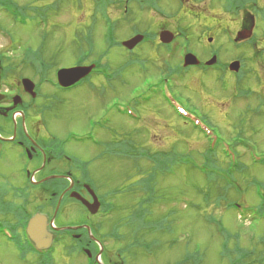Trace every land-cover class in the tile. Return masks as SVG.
I'll list each match as a JSON object with an SVG mask.
<instances>
[{
	"label": "rangeland",
	"instance_id": "1",
	"mask_svg": "<svg viewBox=\"0 0 264 264\" xmlns=\"http://www.w3.org/2000/svg\"><path fill=\"white\" fill-rule=\"evenodd\" d=\"M8 1L23 15V20L19 21L12 10L0 8V49L7 48L8 51L5 52L13 53V57L11 54L7 55L5 60H10L8 63L13 62L14 74L18 72L32 76L33 67L44 63L49 67L46 76L52 77L53 70L58 67L71 68L79 53L87 49L88 42L93 47V55L97 56L111 42L129 40L135 32L148 30L155 33L156 44L143 43L137 45L131 52L125 47L111 45L108 54L102 57L100 62L107 61L111 67H119L123 64L118 79L106 83L102 78L93 76L91 88L83 84L51 95L59 103L53 114L54 118L47 124L48 126L46 125L50 136L62 138L68 130L84 134L89 131L95 132V136L88 139L92 143L95 142V146L89 143L74 144L75 148L69 149L81 163L90 160L86 168L92 179L100 191L108 190L107 193L114 198L112 202L118 206L110 219H100L99 215L92 214L91 221L102 223V230L98 233H105L112 229V226L117 227L123 234L121 241H112L109 237L100 238L104 242V248H98L94 243L90 244L86 249L90 251L89 257L83 252L76 253L80 248L79 242L70 245V242L66 244L61 241L54 245L48 259L41 260L35 254L28 255L25 244L17 240L12 242L0 236V264H115L116 252L119 259L126 257V264H177L178 259L185 252H190L195 243H199L202 250V258L197 261L198 264H226L227 261L218 256L220 237L214 229L217 225L213 222L207 223L202 216L204 211L208 213L209 210L210 214L216 217L222 212L224 225L231 232H239L240 241L247 247L252 245L247 241L252 235L257 237L264 235V219L252 223L248 215L246 219L241 220L235 213L224 212L221 203L218 207L211 204L207 210L204 208V211L200 212L202 220L198 219L194 212L188 211L190 207L187 209L186 206L189 200H197L194 201L196 204L201 203L196 193V186H204V176L198 172H191L184 166L175 165L171 173L157 174L154 184L158 195L152 209L156 212H162L164 209L169 212L181 211L178 216L180 229L192 232L190 238L187 241L183 239L178 244H171L170 239L173 236L170 232H165L162 236L158 234L154 236L159 239L153 244L152 251L145 244L137 247L131 245L133 238H136L137 230H130L128 223L126 227L124 219L127 217V208L138 200V196L133 194L138 189V169L140 167L147 169L148 164H145V158L138 159V156L135 159L138 166L134 168L133 160L126 157L128 153H121L124 143L131 146L138 143L149 147L148 151L155 156H163L170 151L183 154L192 151L200 153L199 157H201L206 152V145H210L208 138L212 137L218 144L216 148L218 159L215 158L217 163L224 165L226 162L233 163L232 156L222 154L224 146L231 147L239 156V161H244L241 162L244 171L239 176V184L243 185L245 194L241 200L245 203L257 204L255 186L251 185L252 178L257 181L260 191H264V54L260 53L264 50V21L259 16L254 19L253 49L246 46L236 49L232 41L233 38L236 39L237 32L242 31L240 25L242 10L230 14L224 10L226 4L219 0H182L181 10L173 0L149 1L152 5L157 4V10L160 7L164 13L154 9L143 10L142 4L134 0H108V3L98 10L95 9L93 0ZM258 6L263 8L264 0H258ZM251 9L252 7L249 6L246 10ZM190 12H197L199 15L194 16ZM251 12L253 13V10ZM106 17L112 21L113 28L109 42L105 37L109 31ZM163 23L165 29L160 32L174 34L179 31L182 34L177 37L176 34L173 35L174 42L170 46L172 50L158 39L157 30L159 24ZM9 36L15 39V44L7 43ZM185 36L188 41L180 47ZM38 47L40 49L37 52ZM183 48H188L199 58L205 56L208 58L210 51L215 48L218 60L226 64L234 59L240 62L238 57L248 58L245 65L240 62L239 69L246 71L248 77L243 83L244 86L239 88L234 89L232 86V79L239 72L230 70L220 73L213 69L201 72L191 68L184 75L181 73L176 78L170 79L179 104L195 112L194 121L210 132L206 137L196 132L181 118L178 119L168 108L167 102L163 101L162 96L157 95L148 102L141 100L140 105H132L139 101L138 92L150 81L149 76L151 77L149 85L153 86L157 83L156 73L165 72L167 66L181 69V63L178 62L177 65L176 61L180 58L178 51L181 52ZM255 49L256 52L259 49L258 58H254ZM16 67H19L17 72ZM47 87H44V92L53 91L47 90ZM246 90L250 93L248 94ZM127 107L130 108L131 114L138 113L140 120H137V116L131 120L120 112ZM93 124L104 125L103 130L95 128ZM236 135H242L250 143L242 139L245 144L238 146L234 140ZM250 153L259 154L261 160L253 162ZM15 154L5 148L0 155V190L3 191L0 193V226L11 229L13 228L12 210L9 203L27 194L16 191L18 190L16 187L22 186L17 184L21 179H17L12 172L17 170L15 164L12 166ZM199 161V159L194 160L196 163ZM121 183L124 184L122 186L124 194L112 192L113 189L109 190ZM218 183H220L218 180L211 182V184ZM11 185H14L13 189L7 188ZM229 194L230 198L236 197L231 192ZM34 198H36L35 194ZM46 204L47 198L46 203L41 206L44 207ZM28 207L31 212L36 210L34 199L29 201ZM187 211L190 212L189 216L194 217L187 216ZM22 213L24 212L21 211L20 214ZM212 215L210 217H213ZM66 219L70 221L69 217ZM85 220L86 214L77 203H74L72 224L82 223ZM106 223L109 224L108 227H105ZM134 227L136 226L131 225V228ZM137 229L139 230L138 227ZM138 236L150 240V236L146 237L142 234ZM258 242L259 240H255L254 245ZM121 249L122 251H119ZM21 252H25L26 255L20 256ZM98 253L100 259L97 262ZM257 259L261 258L257 256ZM249 262L255 264V258H251Z\"/></svg>",
	"mask_w": 264,
	"mask_h": 264
},
{
	"label": "trees",
	"instance_id": "2",
	"mask_svg": "<svg viewBox=\"0 0 264 264\" xmlns=\"http://www.w3.org/2000/svg\"><path fill=\"white\" fill-rule=\"evenodd\" d=\"M93 1H94V7L96 10L104 7L103 3L105 0L104 1L103 0H93ZM134 1L142 4L141 8H143V10L144 9L157 10V4H153V5L150 4L149 3L150 0H134ZM256 1L257 0H225V3H223V4H226V6H225L226 9H224V10L229 12V13H231V12L237 13L238 11H240L241 9L246 7L247 4L252 2L253 7H254V8H252L254 15L259 16V18H261L264 21V6H263V8H260L258 6V3H256ZM154 2H155V0H154ZM243 15L247 16L248 12L247 11L243 12ZM245 18L246 17L243 16V21L245 20ZM105 20H106V23L108 24L109 21H108L107 17L105 18ZM246 20H247V18H246ZM111 28H112V25H111ZM133 32H135V31H133ZM111 35H113V31H112V33L105 34V37H109ZM87 36L90 37L89 35H87ZM112 39H113V36L111 37V41H112ZM109 40H110V38H109ZM250 41H254V35L251 38H249L247 41L242 42L241 44H234L233 46L236 49H240L243 46H246L249 49H253V43L254 42L250 43ZM111 45H116V46L121 47L120 41L117 40V41L111 42V44L107 45V47H106V49H104V51H102L101 53H99L96 56V57H98L97 61H99V59H101L102 57H105V55L108 54V49ZM258 50L259 49H257V52H256V49L254 50V52H255V53H253L254 58L259 57V51ZM92 53H93V47H92L91 43L88 42L87 49L81 51L79 53V56L80 55H83V56L87 55V57H89L92 55ZM260 53L264 54V50ZM243 56H244V54H243ZM252 57H253V55H252ZM238 59L240 60L241 63L243 62L242 65H245V61L248 60V58H246V57L245 58L238 57ZM243 59H245V60H243ZM136 62L138 63L137 60H136ZM122 66H123V64L120 65L119 67L118 66L117 67L116 66L111 67V65L107 61L104 62L102 67L106 68L108 71H110L109 75L111 76V79L106 80L107 83H110V81L119 78V75H121L120 67H122ZM225 69H227V64L223 62L222 68L221 69L218 68L215 70H218V72H220V73H224V71H226ZM246 70H248V69L246 68ZM160 73L162 74V76L161 77L159 76V78L157 79V83L155 85L156 88H158L157 93L153 89V86H151L149 84L144 88L145 90H148L149 87H151L147 91L148 92V98H149L150 93H152V92H154L155 94H159V95L161 94L162 95L161 89L166 84V82H164V76L167 75V78H170L171 76L174 75V74L169 75L165 72H160ZM171 73H175L174 70H171ZM176 74L178 75L179 73H176ZM100 75H102V74H100ZM243 75H244V78H242ZM246 75H247V72L241 71V69L237 75H234L235 78L232 79V83H233L232 86L234 87V89H235V87L239 88V86H244L243 83L246 82V78L248 77ZM90 83L89 84L84 83V84H87L88 87L91 88V87H93V85ZM167 88H168V85H167ZM170 89H172V88L170 87ZM246 91L248 94L250 93V91H248V90H246ZM171 92H173V90ZM253 94H254V92L251 94L252 97H253ZM259 101H260V97L258 98V103H259ZM258 103H257V105H258ZM189 110L192 111L191 109H189ZM258 111H260V108H258ZM193 113L195 114V112H193ZM111 129H113V128H111ZM130 138H131V136H130ZM242 139L245 141H248L246 138H243L242 135H236L234 137V140L238 146L245 144L244 141H242ZM106 146H107V143H106ZM217 146H218V144L216 142L213 143L211 147H208V145H206V152L204 154H202L201 157H199L200 153L192 152V151L189 153H186V154H183L182 152L170 151L169 153H166L163 156H160V155L155 156L154 154H152L148 151L149 147H145L142 144L135 143L134 146H131V145H126L124 143V146H123L121 153L122 154L128 153L127 156L126 155H124V156L133 160V162H134L133 167L134 168H136L138 166L136 161H135V159L138 156H139L138 159L145 158L146 159L145 164L146 165L148 164L147 169H143L142 167H140L138 169V178H139L138 189L135 192H133V194L138 196L137 201H139V202L137 203V201H136L131 207L129 206L127 208L128 209L127 217L124 219V222H126V224H125L126 227H127V223H128L130 230H135V229L137 230L136 231V238H133V244H131V245L137 247L141 244H145L148 246L149 250L152 251L153 244L159 239V238L154 237V236L156 234H158L159 236H162L163 234H165V232H170V234H172L173 237L170 239L171 244H173V243L178 244L181 240L185 239L187 241V239L190 238V234H192V232H190L189 230L188 231L186 230L187 232H185L183 229H180L178 216H180V214L182 213L181 211L172 210L171 212H169L166 209H164L162 212H156L154 209H152V206L155 204V201H156V198L158 195V193H156V187L154 184V181H155L157 174L158 173L169 174L172 172V168L175 165L184 166L185 168H187L191 172H198L199 174L204 176V186H202V187L196 186L197 187L196 193L198 194L201 203L196 204V203H194V201H197V200H194V201L189 200L188 206H186L187 209H188V207H190V210H188V211L194 212L195 216H197L198 219L202 220V217L200 216V212L204 211V208H206V210H207L211 204H213L214 206L216 205L218 207L221 203L224 206V209H223L224 212L227 211L228 213L231 212V213H235V214H236V212H238L237 208L245 203L243 200H241V197H243L245 195L244 191L242 190L243 185L239 184V181H240L239 176L244 171V166L241 162H244V161L243 160L239 161V159H238L239 156H237L234 153V150L231 147H229L232 151V156L234 158L233 163H231V162L227 163L226 162L225 165L221 164V163H217V161H216V159H218L217 155H216ZM110 147L113 148V146H110ZM109 150H111V149L109 148ZM106 151H108V149H106ZM223 154H224V156H227L225 152H223ZM197 158L200 161L196 163V162H194V160H198ZM216 180L220 181V183L211 184V182H214ZM91 181L95 185H97L93 179H91ZM251 183H252L251 185L255 186L256 190H254V193H255L256 197L259 199L258 203L256 204L257 207L253 212L254 217L252 218L253 222H256V221H259V220L261 221L264 219V191H260V186L258 185L257 181H255V179L252 178ZM123 185L124 184H122V183L118 186L114 185V187L109 188V190L113 189L112 192L124 194V189L122 187ZM107 192H108V190L106 192L103 191V194L106 197L105 201L108 202V204H110V207H111L110 216H107V218L110 219L113 211H116L118 206L114 202H112V201H114V198H112ZM230 192L233 195H236V197L230 198L229 197ZM130 194H132V193L130 192ZM188 211H187V216L190 215V212H188ZM248 211H250V210L248 208H245L241 215H246L248 213ZM203 213H204L202 215L203 219L207 223L213 222L217 225V227L215 226L214 229L217 232L218 236L220 237L218 256L221 259H225L227 261L226 264H250L249 261L251 258L252 259L255 258V262H254L255 264H264V235L263 234L258 236V237L252 235L247 240L248 244L251 243L252 245L250 247L249 246L247 247L244 244V242L240 241L241 236H240L239 232L238 233L231 232L229 229H227L222 224L220 217H218V219H215L214 217H210V215H212V214H210L211 213L210 210L208 213H206L205 211ZM189 217L193 218L194 216L192 215ZM24 218H25L24 213H22V214H20V212L12 213L13 227L16 228L17 226L22 225ZM131 225L136 226V227L131 228ZM108 226H109V224L106 223L105 227H108ZM137 227L139 228V230L141 229V231H139L137 229ZM111 228L112 229H109L108 232L110 234H112L114 241H117V238L121 241V237L123 234H121L119 232L117 227L112 226ZM140 234L145 235L146 237L150 236V240H146L143 237L139 238L138 235H140ZM255 240H259V242L256 245H254ZM258 247H259V249H256ZM255 254H256V257H255ZM257 256H258V258H261V259L258 260ZM200 258H202V250L200 249L199 243H195L194 247L192 248V250L190 252H188V251L185 252L184 255L178 259L179 261H177V264H182V263L183 264L184 263L185 264L186 263L198 264L197 261H199Z\"/></svg>",
	"mask_w": 264,
	"mask_h": 264
},
{
	"label": "flooded vegetation",
	"instance_id": "3",
	"mask_svg": "<svg viewBox=\"0 0 264 264\" xmlns=\"http://www.w3.org/2000/svg\"><path fill=\"white\" fill-rule=\"evenodd\" d=\"M173 1L179 5V10H181L182 6L180 4L183 1ZM251 4L252 2L248 6H251ZM251 10L247 11V16L243 15L242 12L241 29H247L253 24L254 17ZM157 11L164 13L160 7ZM190 13L194 14V16L199 15L197 12ZM243 16L247 20L245 18L243 21ZM163 25L165 24H159L160 27L157 30L159 31V35L160 31L165 29ZM247 40L234 41L233 43L241 44ZM7 43L10 45V40ZM6 50L8 51L7 48L0 49V155L4 152L5 148L16 153L12 166L15 164L17 170H12V172L17 179H21L17 184L22 186L16 187V189L20 190L16 191L27 193L23 198L27 206L29 201L34 199L37 207H39H36L35 211L46 216L48 232L52 233L53 236L52 243H61L62 241L66 244L70 242V245H72V233L77 237H84V234H87L86 227H89L91 231L97 228V223L91 221L92 214L89 213L80 201L72 197V192L84 198L90 206L103 202V194L94 186V200L92 194L87 190L86 176L83 171L77 169L76 161L74 160L76 158L69 149L70 147L75 148L74 144H76L72 143V138H67L72 137V130L66 131L62 138L50 136L48 132L49 128L46 125L54 118L53 114L59 103L51 95L58 91L54 90L51 85L44 84L40 71L34 67L31 71L32 76L18 73L19 67H16L18 74H14L12 70L14 68L13 62L8 63L10 60H5L7 55L11 54L12 56L13 53L5 52ZM215 50L213 48L210 51V54L212 53L211 57L215 56V52L217 53ZM209 57H197L201 64L199 71L206 72L207 70H211L206 65ZM24 78H29L33 82L34 86L31 91H27L24 88L22 83V79ZM46 86H48L47 90L53 91L48 90L44 92L43 90ZM26 177L33 179L32 186L24 185L23 179ZM87 186L91 188V185L87 184ZM34 194L36 198H34ZM45 196L47 204L43 207L41 205L46 203ZM58 200V208L54 213ZM74 203H77L83 213L86 214V220L78 223V226H81L80 228L72 230V205ZM28 211H30L29 207ZM35 211L28 218L36 213ZM94 215H97V212ZM52 217V224L54 227L59 228L58 230L51 227ZM67 217L70 218V221L66 219ZM85 244L88 245L86 242Z\"/></svg>",
	"mask_w": 264,
	"mask_h": 264
},
{
	"label": "water",
	"instance_id": "4",
	"mask_svg": "<svg viewBox=\"0 0 264 264\" xmlns=\"http://www.w3.org/2000/svg\"><path fill=\"white\" fill-rule=\"evenodd\" d=\"M252 30V25L249 29H243L242 31L237 32V39H244L250 36ZM168 37V34L165 32H162L160 34V38L162 41L168 42L170 40V35ZM141 35H136L135 37L131 38L130 40L124 41L123 45L127 48L131 49L135 46L136 43H138L141 40ZM215 60L214 57H212L209 61H207V64L213 63ZM197 59L192 54H187L184 58V65H195L197 64ZM238 62H232L229 65L230 70H238ZM92 66H76L68 69H61L58 71V78L59 83L61 85H69L71 83H74L75 81L79 80L81 77L85 76L89 73ZM22 83L24 85V88L27 91H31L33 88V83L28 79L24 78L22 80ZM76 196V194H72V196ZM79 198V197H78ZM94 213V210L91 211ZM46 218L35 214L32 218L28 221L27 231L34 241L35 245L39 248H45L48 247L52 241V235L50 233H47L46 230Z\"/></svg>",
	"mask_w": 264,
	"mask_h": 264
},
{
	"label": "bare ground",
	"instance_id": "5",
	"mask_svg": "<svg viewBox=\"0 0 264 264\" xmlns=\"http://www.w3.org/2000/svg\"><path fill=\"white\" fill-rule=\"evenodd\" d=\"M211 255H212V253H211Z\"/></svg>",
	"mask_w": 264,
	"mask_h": 264
}]
</instances>
